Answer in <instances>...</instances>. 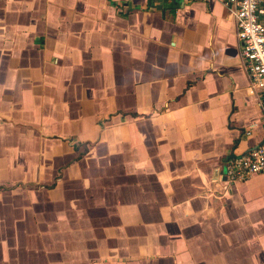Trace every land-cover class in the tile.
Listing matches in <instances>:
<instances>
[{
	"label": "crops",
	"instance_id": "obj_1",
	"mask_svg": "<svg viewBox=\"0 0 264 264\" xmlns=\"http://www.w3.org/2000/svg\"><path fill=\"white\" fill-rule=\"evenodd\" d=\"M217 0H0V264H264V139Z\"/></svg>",
	"mask_w": 264,
	"mask_h": 264
},
{
	"label": "built area",
	"instance_id": "obj_2",
	"mask_svg": "<svg viewBox=\"0 0 264 264\" xmlns=\"http://www.w3.org/2000/svg\"><path fill=\"white\" fill-rule=\"evenodd\" d=\"M217 1L235 20L241 61L250 80L251 92L264 113V0ZM259 173H264V139L244 153L229 154L224 159L223 175L230 188Z\"/></svg>",
	"mask_w": 264,
	"mask_h": 264
},
{
	"label": "water",
	"instance_id": "obj_3",
	"mask_svg": "<svg viewBox=\"0 0 264 264\" xmlns=\"http://www.w3.org/2000/svg\"><path fill=\"white\" fill-rule=\"evenodd\" d=\"M180 1H182V2H183V0H180Z\"/></svg>",
	"mask_w": 264,
	"mask_h": 264
},
{
	"label": "rangeland",
	"instance_id": "obj_4",
	"mask_svg": "<svg viewBox=\"0 0 264 264\" xmlns=\"http://www.w3.org/2000/svg\"><path fill=\"white\" fill-rule=\"evenodd\" d=\"M163 1V0H162Z\"/></svg>",
	"mask_w": 264,
	"mask_h": 264
}]
</instances>
